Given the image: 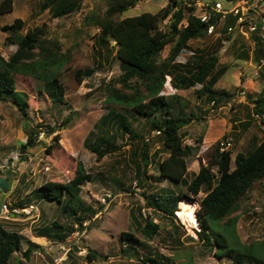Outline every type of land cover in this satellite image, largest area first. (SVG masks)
I'll use <instances>...</instances> for the list:
<instances>
[{"label":"rangeland","instance_id":"rangeland-1","mask_svg":"<svg viewBox=\"0 0 264 264\" xmlns=\"http://www.w3.org/2000/svg\"><path fill=\"white\" fill-rule=\"evenodd\" d=\"M221 1L225 3V0ZM227 1L231 3L232 0ZM238 1H234L233 5ZM168 2L169 0H140L123 16L157 12ZM248 3L251 5L248 15L257 19L260 14H264V0H249ZM13 7L11 13L0 10V52L5 58L15 52L17 45H4L7 33L2 27L13 23L19 17L25 22V30L46 24L49 36L62 41V50L67 52L70 60L55 67L66 88L63 103H54L47 92L40 90V81L21 74L16 75L17 89L28 95L27 114L23 113L13 99L0 100V221L9 230L19 231L24 239L21 250L12 255L11 264H150L140 260L142 250L139 251V256L123 251L125 241L120 238L123 231L134 232L145 243L143 251L151 252L152 255H166L175 263L191 259L193 264H232L231 259L218 257L215 247L205 246L199 239L197 232L200 227L196 210L199 207L198 198H203L206 193L201 191L197 198L188 193L183 183L174 184L167 179L152 182L155 178L148 179L147 175L158 176L159 159L167 156L166 152L153 155L154 148L161 145L160 137L154 134L156 129L147 132L151 126L147 123V118L139 116L131 109L125 110L124 106H119L107 98V85L121 87L119 78L124 68L116 58L114 41L101 47L96 42L100 30L88 22V16L95 13L103 15L108 8V0H83L78 12L62 18L52 17L48 10L41 11L40 0H13ZM205 9L201 7L202 12ZM252 11L255 12L254 15L251 14ZM196 13L199 10L196 9ZM167 23L169 18L164 21L163 26L166 27ZM224 24V19H220L212 34L193 39L190 45L193 50L206 47L212 51L218 45V38L223 40L218 67L224 65L227 70L214 88L226 92L229 100L214 108L213 101L205 100L206 93H198L203 89L200 84L190 89L178 90L171 85V76L166 77L164 89L161 91L173 105V93L185 97L189 101L188 111L199 114L202 110H211L205 118L192 122L184 129L187 133L185 143L200 146L198 151L188 157V180L199 172L202 165L208 164L215 152L214 144L218 141L233 138L230 149L233 151L234 166L236 154L250 150L254 139L260 141L263 135L261 124L256 120L254 112L256 100L264 87V54L260 63L254 56L257 51V38L261 40L260 47L264 53V29L260 27L257 32H250L248 21L240 22L239 18L230 31L223 30ZM169 49L170 45L164 48L163 57L168 55ZM190 55L191 50H184L177 61L184 63ZM86 67L93 68L95 72L79 83L75 73ZM111 108L128 111L146 137L152 136L149 153L151 159L148 161L154 163L147 167L143 176L144 187L138 184L132 162L133 154L139 152L142 143L135 142L131 146L128 144L130 141L126 144L118 139L120 152L106 155L101 160L88 147L94 140V137H89L90 132L97 131L96 124ZM162 115L163 112H158L157 117H151L150 121L158 122ZM247 121H251V125L245 127ZM48 125L55 126L61 137L59 145L51 153L46 151L45 146L52 143L53 137V134L47 133ZM31 128L38 132L34 134L38 144L22 148L21 145L28 139L27 129ZM110 129L114 131L113 128ZM79 160L94 177L83 186L80 197L85 203L92 205L96 212L87 219L84 230L75 228L64 241L38 236L36 228L45 225L48 220H58L66 225L70 223L58 210V203L38 197L31 200L28 208L22 209L14 205H27L28 201L18 199L33 192L46 181L64 183L71 180ZM164 187L188 193L184 200L193 206L188 211H183V204L179 202L176 217L181 228L178 233L173 231L168 218L149 206L143 195L144 192L152 194ZM4 203L8 204V210L2 207ZM242 205L244 209L237 212L240 217L234 228L235 234L244 245L253 243L264 258L263 181L254 184L242 200ZM142 215H150L155 222L161 224L160 232L153 239L147 238L136 228L138 223L133 222L135 216L144 221ZM75 224L77 223L74 222V227ZM30 242L40 246L33 247V252L28 257L24 251ZM89 248L97 252V258L87 256Z\"/></svg>","mask_w":264,"mask_h":264},{"label":"trees","instance_id":"trees-1","mask_svg":"<svg viewBox=\"0 0 264 264\" xmlns=\"http://www.w3.org/2000/svg\"><path fill=\"white\" fill-rule=\"evenodd\" d=\"M139 1L108 0V8L103 15L95 13L88 16V22L93 23L100 30L96 42L101 47L108 46L114 41L116 58L121 61L124 68L119 78L121 87L115 84L107 85V98L119 106H124L125 110L131 109L139 116L147 118V123L151 124L147 132L161 130L157 135L160 137L161 145L157 149L154 148L153 155H162L166 152L167 156L159 159L158 176L147 175L148 179L155 178L151 180L152 182L167 179L174 184L183 183L188 193L197 198L201 191L206 193L203 198H198L199 207L196 210L200 227L197 233L205 246L215 247L217 256L231 259L232 264H264V258L258 253L257 247L253 243L246 245L241 243L234 230L240 217L237 212L244 209L242 200L247 196V192L256 182H264V87L256 100L254 112L263 131L261 140L254 139L250 150L237 153L234 166L233 151L230 148L220 150L221 141H218L214 144L215 152L208 164L202 165L199 172L188 180V157L194 151H198L200 146L185 143L187 133L184 129L192 122L205 118L204 116L210 114L211 110H202L199 114L188 111L189 101L185 97L173 93L172 98L177 103L173 105L161 91L164 89L166 77L171 76V85L175 89L186 90L200 84L203 89L198 93L200 95L206 93L205 100L213 101L214 108L226 103L230 98L227 93L214 88L227 70L224 65L218 67L220 45L223 42L218 38V45L212 51L206 47L192 49L190 41L204 38L208 33L204 29L205 22H202L196 14V7L192 4L188 5L186 0H169L157 12H142L124 17L123 14L129 8L136 6ZM82 2L83 0H40V10L43 12L48 10L52 17L62 18L78 12ZM228 4L225 0V5ZM13 8V0H2L0 3V10L3 13H11ZM214 15L218 20L222 17L216 12ZM168 18L169 23L164 27L163 23ZM238 18L239 15L228 13L224 17L223 30L227 32L238 22ZM185 19H187L186 26ZM2 30L7 33L4 45L15 44L17 49L9 58H5L0 52V100L13 99L23 113L27 114L28 95L17 89L16 75L21 74L40 81V90L47 92L54 103H63L66 88L55 67L62 66L70 60V56L62 50V41L49 36L46 24L25 30V22L19 17L15 18L13 23L3 25ZM257 41L254 58L260 63L264 53L263 48L260 47L261 40L257 38ZM168 45H170L169 53L163 57L162 51ZM184 50H191V55L184 63L178 62V57ZM94 72L91 67L81 68L76 71L75 77L81 83ZM248 96L251 97L250 94ZM176 107L178 109H175ZM158 112H163L162 119L151 122L150 118L157 117ZM96 125L97 131H91L89 134L94 140L88 144V147L97 153L99 160L106 155L120 152L118 139H122L126 144L130 141L128 144L131 146L136 144L135 142L142 143L139 152L133 154L132 162L138 184L144 187L143 176L147 172V167L154 163H149L152 136L146 137L138 124H135L133 118L129 116L128 111L124 112L117 108H111ZM248 125H251V121H247L245 127ZM47 128L48 135L53 134L52 143L45 145L46 151L51 153V150L59 145L61 137L55 126L48 125ZM36 133L38 132L34 128L27 129L28 139L21 147L37 145L34 136ZM93 179V175L79 160L76 173L71 180L64 183L46 181L33 192L26 193L25 197L18 199L28 201L27 205L17 204L14 207L28 208L31 200L38 197L45 198L46 201H56L63 218H67L70 223L66 225L58 220H48L45 225L36 228V233L38 236L64 241L75 231V228L84 230L87 219L96 212L92 205H88L80 197L83 186ZM117 183L121 184V181ZM173 190L164 187L152 194L144 192L143 195L148 200L149 206L168 218L173 231L178 233L181 224L177 223L176 211L179 202L186 198L188 193ZM143 218L144 221L135 216L133 222L138 223L136 228L147 238L153 239L160 232L161 224L155 222L150 215ZM74 222L77 223L76 227ZM120 238L125 241L123 248L125 253L139 256V251L142 250L143 255L139 258L144 263L193 264L191 259L175 263L166 255L159 253L152 255L151 252L143 251L145 243L140 241L134 232L123 231ZM23 241V235L19 231L9 230L0 221V264H11L12 255L21 250ZM39 246L35 242H30L24 254L30 257L33 247ZM87 256L97 258L98 254L94 249L89 248Z\"/></svg>","mask_w":264,"mask_h":264},{"label":"built area","instance_id":"built-area-1","mask_svg":"<svg viewBox=\"0 0 264 264\" xmlns=\"http://www.w3.org/2000/svg\"><path fill=\"white\" fill-rule=\"evenodd\" d=\"M198 6V8L201 9V7H205V11L200 14V19L206 23H210L211 19L213 18L214 13H233L234 15H239V21L245 22L248 21L249 31L255 32L258 30L259 26L262 25V28L264 29V14H260L257 19L254 17L248 15L250 13L251 5H249V0H239L236 4L232 5L231 7H226L224 3L221 0H216L214 2H211V0H189L188 2H191ZM246 11V12H245ZM251 14H255V12H251ZM215 29L214 25L209 24L208 32L212 33ZM232 28H229L231 30ZM156 134H160L161 130H156ZM231 138H228L226 141H223L221 143V150L228 148L232 142ZM3 207L5 209H8V205L4 204ZM33 208V207H32Z\"/></svg>","mask_w":264,"mask_h":264},{"label":"clouds","instance_id":"clouds-1","mask_svg":"<svg viewBox=\"0 0 264 264\" xmlns=\"http://www.w3.org/2000/svg\"><path fill=\"white\" fill-rule=\"evenodd\" d=\"M187 2L189 1V0H186ZM214 1H216V0H211V2H214ZM233 3H234V1H231V3H229L228 5H225V3H224V5L228 8V7H231L232 5H233ZM194 5L195 7H196V9L197 10H199V13H196L197 14V16L200 18V14L202 13V10L200 9V8H198L197 7V5H195V4H193L192 2H188V5ZM221 15H222V17L220 18V19H224V17L228 14V13H226V14H222V13H220ZM214 17L216 18V21H215V23L214 24H211V21L214 19ZM220 19L218 20V18H217V16L216 15H213V18L211 19V21H210V23H206L205 22V24L206 25H208V27H209V24H211V25H214L215 26V28L217 27V25L219 24V21H220ZM201 20V19H200ZM202 21V20H201ZM202 22H204V21H202ZM184 24H185V26L187 25V19H185L184 20ZM260 27H262V25H260L259 26V28H258V30L260 29ZM263 29V28H262ZM257 30V31H258ZM206 31H207V33L208 34H212V33H209L208 32V28L206 29ZM230 31V30H229ZM257 31H255V32H257ZM251 32V31H250ZM222 42H223V40H222ZM156 130H160V129H156ZM155 130V131H156ZM154 131V134H156V132ZM158 135V134H157ZM228 139V138H227ZM227 139H225V140H223V141H226ZM232 140H231V142H232V144L228 147V148H225V149H229V148H231V146L233 145V138H231ZM223 141H221V143L223 142ZM221 143H220V150H221ZM225 149H223V150H225ZM4 204H6V203H4ZM3 204V205H4ZM3 205H2V207H3ZM8 205V204H7ZM33 207V206H32ZM32 207H31V209H32ZM4 208V207H3ZM5 209V208H4ZM5 210H8V209H5ZM199 230H200V228H199Z\"/></svg>","mask_w":264,"mask_h":264},{"label":"bare ground","instance_id":"bare-ground-1","mask_svg":"<svg viewBox=\"0 0 264 264\" xmlns=\"http://www.w3.org/2000/svg\"><path fill=\"white\" fill-rule=\"evenodd\" d=\"M182 206H183V211H188L189 209L193 208V206H191L192 204H189L188 202H186L184 199H182Z\"/></svg>","mask_w":264,"mask_h":264},{"label":"water","instance_id":"water-1","mask_svg":"<svg viewBox=\"0 0 264 264\" xmlns=\"http://www.w3.org/2000/svg\"><path fill=\"white\" fill-rule=\"evenodd\" d=\"M215 21H216V18L214 17V19L211 21V24H214ZM207 28H208V25H205V26H204V29L206 30Z\"/></svg>","mask_w":264,"mask_h":264}]
</instances>
